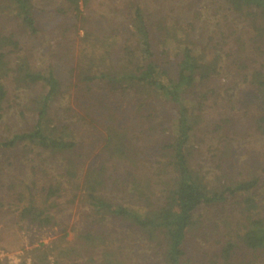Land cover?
<instances>
[{
	"label": "trees",
	"instance_id": "obj_1",
	"mask_svg": "<svg viewBox=\"0 0 264 264\" xmlns=\"http://www.w3.org/2000/svg\"><path fill=\"white\" fill-rule=\"evenodd\" d=\"M64 1L76 22L80 21L81 5L86 6L89 0ZM220 1L224 12L215 23V29L220 34L230 30L233 36L236 51L229 70L237 77L231 82L242 88L240 105L236 107L230 103L235 115L229 117L227 114L215 126L228 135L235 132L233 123L244 119L264 134V0ZM127 8L129 24L124 42L118 31L98 36L94 44L99 46L100 52H91L86 66L80 63L68 66L73 101L86 108L85 116L72 106L65 112L76 119L99 123L105 134L100 152L102 159L84 171L79 186L76 181L78 165L68 156L76 147L73 131L69 123L53 112V104L62 93L61 80L51 65L40 69L31 66L16 38L15 28L10 25L15 22L32 34L39 32L32 0H0V118L13 106L6 105L11 92L18 96L25 89L35 87L38 90L27 101L14 102L12 108L17 113L18 127L14 130L7 127L4 135H0V151L13 150L23 144L49 156L64 158L62 176L65 182L85 190V202L96 214L120 219L142 233L154 244L162 264H191L188 239L191 234L196 235L197 225L201 223L199 210L203 206L218 207L240 195L245 220L240 239L249 257L236 260L233 253L238 242L219 238L217 256L220 262L215 264H264V214L259 217V205L254 196L258 177L230 180L214 188L190 165L186 153L195 138L205 104L220 95L212 87L211 78L222 66L209 58L204 48L198 50L193 46V22L185 24V30H178L176 20L169 16L148 20L138 2L130 1ZM229 14L243 24L239 26L234 21L235 26H232ZM73 25L76 28V24ZM64 39L63 34L61 43ZM97 90L116 97V104L111 106L103 96L95 95ZM225 94L228 101L235 95L227 90ZM124 98L127 99L126 107L122 105ZM97 109L101 110L99 115ZM124 110L145 126L140 128V133L161 117L159 126L163 138L159 141L158 157L162 160L157 162L154 180L135 173L140 162L141 165L146 162L147 150L133 141L138 134L133 136L130 132L132 127L123 117L127 115ZM111 162L113 165L127 163L128 167L112 172L108 166ZM109 184L131 195L133 202L122 205L107 198L102 190ZM62 185L57 180L49 182L42 203L30 197L21 206L18 218L39 226L53 225ZM95 234L89 230L80 235L93 243ZM105 234L100 230L101 237ZM104 257L103 264H123L111 252H106ZM42 264H49L45 253Z\"/></svg>",
	"mask_w": 264,
	"mask_h": 264
},
{
	"label": "rangeland",
	"instance_id": "obj_2",
	"mask_svg": "<svg viewBox=\"0 0 264 264\" xmlns=\"http://www.w3.org/2000/svg\"><path fill=\"white\" fill-rule=\"evenodd\" d=\"M130 1L140 4L148 20L169 16L176 20L178 30L193 22V46L198 47V50L204 48L208 57L222 66L211 78L212 87L220 95L205 104L195 138L186 148L187 157L190 165L199 170L214 188L230 180H246L257 176L259 182L254 196L259 205L260 217L264 214V134L248 125L244 119L242 122L235 121V132L228 135L215 126L227 114L229 117L235 115L230 103L236 107L240 105L239 94L242 88L231 82L237 77L236 73L229 70L232 55L236 51L233 36L230 30H223L225 34H220L215 29V23L222 18L224 12L220 7V0H89L86 6L81 5L83 13L78 22L64 0H32L39 32L32 34L15 22H10L31 66L40 69L51 65L61 80L62 93L53 104V112L56 117L69 123L73 131L76 147L68 156L78 165L77 183L80 186L84 171L102 159L100 152L105 134L99 123H90L83 118L79 120L65 112L66 108L72 106L85 116L86 108V105L73 101L72 78L68 66L79 63L86 66L91 52H100L99 46L94 44L98 36L118 31L122 34L120 40H125L128 34H125V29L129 24L127 7ZM229 15L232 23L235 21L239 26L243 24L239 18ZM73 24H76V28ZM7 25L8 23L5 26ZM86 32L88 36H85ZM63 34L65 39L61 43ZM225 90L228 93L234 92L231 101L227 100ZM37 92L35 87L25 89L18 96L11 92L6 105L14 107V102L27 101ZM95 95L103 96L111 106L117 102V98L108 95L107 91L101 93L97 90ZM125 100L127 99H122L124 107L127 105ZM130 105L134 106L132 103ZM11 108L0 118V135H4L7 127L11 126V130L18 127L17 113ZM250 110L254 111V108L251 107ZM124 111L127 115L124 114L123 117L129 120L132 127L130 132H133V136L138 134L133 141L147 150L146 162L144 165L140 162L135 173L154 180L157 162L162 160L158 157L159 141L163 138L159 126L162 123L161 117L154 121L155 127L150 125L140 133V128L145 126L131 112ZM100 112L101 110H96V114L99 115ZM64 164V158L49 156L23 144L13 150L0 151V264H42L44 253L49 264H103L106 252H111L123 264H162L161 256L155 253L154 244L136 228L117 218L101 217L90 209L85 202V190L65 182L62 176ZM108 166L112 172L128 167L127 163L119 162L114 165L112 162L108 163ZM55 180L63 183L54 212L55 223L39 226L20 220L18 212L26 200L31 197L41 204L49 182ZM155 190L158 192V187ZM102 193L116 204L129 205L133 202L131 195L115 189L114 184H109ZM199 214L201 223L197 225L196 235L188 233L191 234L187 246L191 253V264L220 262L217 256L220 249L217 241L219 238L238 242L233 253L236 260L249 257L240 239L245 222L240 195L218 207L203 206ZM102 229L106 232L104 237L100 235ZM89 230L96 233L93 243L80 235Z\"/></svg>",
	"mask_w": 264,
	"mask_h": 264
}]
</instances>
